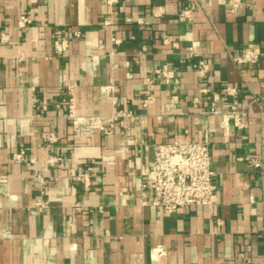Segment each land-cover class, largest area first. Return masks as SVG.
I'll return each instance as SVG.
<instances>
[{"label":"crops","instance_id":"obj_1","mask_svg":"<svg viewBox=\"0 0 264 264\" xmlns=\"http://www.w3.org/2000/svg\"><path fill=\"white\" fill-rule=\"evenodd\" d=\"M253 45L264 0H0V264H264V58L233 61ZM176 139L211 144L216 189L168 214L142 184Z\"/></svg>","mask_w":264,"mask_h":264},{"label":"built area","instance_id":"obj_2","mask_svg":"<svg viewBox=\"0 0 264 264\" xmlns=\"http://www.w3.org/2000/svg\"><path fill=\"white\" fill-rule=\"evenodd\" d=\"M196 7L192 6L189 9L183 10L179 14L181 22H189L193 19V13ZM29 20L23 18L20 23H28ZM79 36V34H76ZM57 50L66 51L68 48L67 40L57 41L55 43ZM189 59L195 55L194 49L187 50ZM264 58V48L258 45H253L245 48L241 56L233 58L237 65L253 67ZM200 74L204 77L208 70L209 64L204 60L196 64ZM175 72L168 66L156 71V77L164 81L173 79ZM103 93L113 91V86H107L102 89ZM235 88L227 87L224 92L227 95H235ZM153 101L151 96L144 100L143 105L146 107ZM237 103H234L231 111L226 116L234 120L238 128H243L242 118L246 116L244 112L236 110ZM73 109L72 105L69 107ZM213 114H220L213 111ZM135 118L131 111H123L106 120L101 128L106 134H111L117 123L122 125L125 120ZM24 152L14 155L17 161L23 160ZM56 158L51 161V164L59 162ZM251 166L255 168H263V161L254 159L250 161ZM86 176L75 177L76 180H82ZM87 181V179H86ZM89 184H87V188ZM144 190L151 194V204L156 208H160L168 214H174L180 209H188L193 207H206L213 203V197L216 189V171L212 160V147L207 142H192L174 140L170 143L159 144L154 151V159L150 169L146 172L142 184ZM38 211H43L47 208V203L39 201L36 204Z\"/></svg>","mask_w":264,"mask_h":264}]
</instances>
